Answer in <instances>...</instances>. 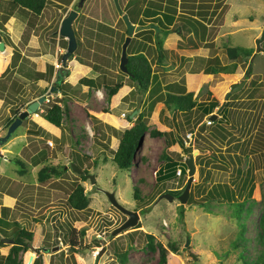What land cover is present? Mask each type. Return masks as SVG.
I'll return each mask as SVG.
<instances>
[{
  "label": "rangeland",
  "instance_id": "obj_1",
  "mask_svg": "<svg viewBox=\"0 0 264 264\" xmlns=\"http://www.w3.org/2000/svg\"><path fill=\"white\" fill-rule=\"evenodd\" d=\"M76 1L47 0L37 14L11 0H0L1 40L7 39L5 49L0 50V96L4 92L0 97V135L7 129L4 120L12 115V104L22 105L23 109L43 87L44 92L50 91L49 100L40 103L38 115L30 113L23 118L11 137L0 144V216L5 213L6 218H16L20 226L31 232L24 237L29 246L17 253L18 263L158 264L157 242H161L168 248L164 264H240L237 248L232 245L240 222L248 227L245 234L252 248V236L264 216V39L252 59L239 51L231 57L228 48L247 46L256 51V39L264 28V0H185L187 5L194 4V11H204V16L197 14L203 22H197L195 30L185 26L180 31L174 23L167 34L160 33L165 52L161 58L152 32L140 30L132 34L127 50L147 55L160 88L164 90L166 84L172 83V87L193 90L199 103L187 115L165 109L162 101L155 102L148 112L149 91L140 93L119 67L126 35L121 14L126 12L132 22L140 24L143 15L135 8L144 2L128 5V0H119V11L113 0H84L72 21L77 44L64 66L68 75L62 77L63 83L77 88H67L66 102L59 101L62 118L60 125L55 126L46 120L44 111L63 94L54 82L57 70L54 68L50 76L49 65L58 68L62 63L54 65L48 53L53 54L59 45L61 61L68 43L58 29L62 17L75 8ZM196 55L206 59L200 61ZM249 63L251 70L247 74ZM210 65L223 71L201 69ZM83 76L96 77L99 84L81 83ZM241 81L243 85L228 96L218 118L206 123L202 106L213 100L220 104L234 83ZM117 83L121 84L117 91L109 94ZM52 85L56 87L51 89ZM142 109L148 113L143 144L131 168H120L112 156L121 131L132 123L126 115L134 118ZM153 128L161 132L149 134ZM189 130H194L191 139L186 135ZM176 135L191 147L195 164L184 203L177 196L187 182V166L185 174L175 172L168 179H155V171L167 161L166 157L179 161L183 167L187 154L173 141ZM210 151L223 153L227 162L221 164L211 158ZM76 153L88 155L80 167L87 170L84 177L80 176L84 171L71 166L75 161L81 165L77 159L73 161ZM13 156L24 162L25 172H20ZM45 164L64 167L60 174L52 173L40 181L37 171ZM247 172L251 181L238 198L247 196L251 183L253 188L239 220L229 214L226 202L200 203L214 182L224 181L238 190ZM73 181L84 185L88 196L84 208L72 207L66 200ZM135 186L139 189L137 198ZM106 190L114 191L122 204L138 211L134 225L112 233L128 215L109 201ZM165 191L173 198L159 197ZM191 199L198 203L190 202ZM3 206L9 208L4 210ZM65 222L77 229L79 242L75 246L67 241ZM146 232L153 234V249L146 241ZM0 235L7 237L1 230ZM170 242L175 243L177 251L169 248ZM12 244H0V256L6 255ZM54 246L57 248L52 249ZM259 246L263 249L264 241ZM124 251L122 261L120 254Z\"/></svg>",
  "mask_w": 264,
  "mask_h": 264
},
{
  "label": "trees",
  "instance_id": "obj_2",
  "mask_svg": "<svg viewBox=\"0 0 264 264\" xmlns=\"http://www.w3.org/2000/svg\"><path fill=\"white\" fill-rule=\"evenodd\" d=\"M18 6H20L23 9H27L29 11H32L34 13H40L42 9L44 8V5L46 4L47 0H11ZM143 1V5H137L135 8V11H141L143 18L139 20V23L141 25H145L146 27L141 29V31H147L152 32L155 37V42L157 46V55L158 57L164 56V49L162 47L163 42V36L162 34H167L169 31H171V27L176 25L175 28H177L178 31H180L182 28L186 27H192L194 30L196 29V26L198 25L197 22H203L201 21V18H199V15L202 14L204 11L201 9H197L194 11L193 7L194 4H188L185 0H128V5L131 4H137L138 2ZM204 16V15H201ZM178 18V21L176 20ZM146 20L148 23H145ZM177 21V22H176ZM150 23L157 24L159 27L158 33L155 32V27H149ZM194 25V26H193ZM185 27V28H186ZM140 31V30H139ZM150 35V34H149ZM64 37V36H63ZM124 39V38H123ZM3 40L6 42L5 38ZM77 41V40H76ZM228 53L231 57H235L237 52L239 51L240 54L243 56H247L252 52L251 47H244V46H234L228 48ZM127 62H126V68L127 71L125 72L127 76L133 80L134 84L139 89L140 93L149 91L150 96V103L148 112H151L155 102L162 101L163 106L165 109H171V110H177L184 112L185 115L192 111L194 108L197 107L199 101L196 100L195 97H193V90L184 91L180 89V87H172V83L166 84L164 90L160 88V81L158 79V75L154 71L151 61L148 59L147 55L142 51H136L129 53L127 50ZM196 59L202 61L206 58L201 55H196ZM52 65H49V72L50 76L53 74V71L55 68ZM66 68V67H65ZM201 69L204 72H216V71H223L221 68H217L215 66H206L201 67ZM251 68H247V74L250 72ZM63 72V74H62ZM61 76L59 79L55 80L54 82L57 84V88L62 92V96L60 99H57L58 101H54L51 105H49L45 111H44V117L46 120H48L50 123H52L55 126H59L61 123L62 118V105L59 101L66 102L65 95H67V88L69 89H75L77 86L71 85L70 83H63V76L68 75V68L67 70H61L60 71ZM41 74V73H40ZM96 77H87L83 76L79 79L81 83L88 84L90 86L98 85L99 83L96 82ZM237 84V83H234ZM121 84L117 83L114 87L111 88L109 91V94H114L117 91V87ZM41 89V92L37 93L36 95H40L44 90ZM177 88V89H175ZM4 92L2 91L1 96H3ZM0 96V97H1ZM228 102V101H226ZM224 104L223 108L226 106V103ZM218 101L213 100L209 101L205 105L202 106L201 111L204 114H209L215 106H218ZM64 105V104H63ZM20 108H22V105L16 106L15 104L11 105L12 115L6 117L4 120V127H8V125L11 123V121L14 119V117L20 112ZM222 108V110H223ZM221 110V111H222ZM36 111H38L36 109ZM148 115L147 112H145L143 109L138 112L137 116L130 117L129 113L126 115L128 121H132L131 125L127 126L121 131V134L119 136V142L117 144L116 149L113 152L112 160L115 162V164L120 167L129 170L131 168V165L134 164V159L136 156V152L141 148L144 140V134L148 129V125L146 122V116ZM218 118V117H217ZM216 119V118H215ZM214 121V120H213ZM161 131L153 128L149 130V134L156 135L159 134ZM173 141H177L181 147V150L184 154L191 153V147L185 145L184 141L179 137L175 136ZM210 157L217 160L221 164H225L227 162L226 157L222 154H216L215 152L210 151ZM88 157V155H81L79 153H76L73 157V161L76 159L80 162L79 164L75 161L78 167H82L85 158ZM167 161L164 162L163 165H160L156 171H155V179L157 181H162L165 179H168L175 175V171L177 166L180 164L179 161H176L175 159H172L171 157H166ZM12 161L16 162L18 165H20V172H25L26 168L24 165V162L17 158L16 156L12 157ZM217 164V163H216ZM183 167L181 168L182 174H185L186 170V164L182 162ZM64 165H58V164H45L42 165L38 171H37V178L40 181L46 180L48 177L51 176V174L58 175L60 174L61 168H63ZM84 172L80 174V176L84 177L86 175L87 170L84 169ZM240 171V170H239ZM249 172L246 173L243 180L241 181V184L238 185V190L234 189L232 186H230L227 182L224 181H217L214 182L206 191L204 194V201H201L200 203L202 205L205 204V201H212V200H218L222 202H226L229 208V214L231 216H235L238 220L242 216V211L244 210V205L246 203V200L248 198V195L251 194L253 184L251 183L248 186V190L246 191L247 196H243L242 198H238L241 195H244V188L247 184L250 183V177H248ZM134 197H138V188L134 187ZM158 192H161V189L158 190ZM157 192V193H158ZM67 202L75 208L81 209L87 206L88 204V196L85 193L84 185L79 181H73L71 183V189L68 192L67 195ZM190 202H196L195 199H191ZM189 202V203H190ZM204 202V203H203ZM180 213H183V204H180ZM8 206H3V209L7 210ZM146 209V211H148ZM262 221V223H261ZM260 221V228H257L255 233L252 236V248H250L249 243L247 242L248 237L246 236L245 232L247 231V225H245L243 222H240L239 231L236 234L237 240L233 239L232 245L237 248V256L238 259L241 260L240 264H264V248L260 249V243L264 241V216L262 215ZM65 230L67 231V241L70 243L71 246H75L78 244L77 239V229L71 224L65 222ZM16 226L17 228H13ZM0 230L3 232V235L12 238L13 244L11 245L8 253L6 255L0 256V262L2 264H19L16 257L17 253L20 249H25L29 246L28 243L24 240V237L31 235V232L27 230L26 228L19 225V221L16 218H6L5 213L3 216H0ZM83 232V231H82ZM147 243L148 245L153 249L155 246L153 245V234L150 232H146ZM0 244H3V241L0 240ZM169 248L172 251H177V246L175 243L170 242ZM157 245L159 247V259L158 264H164L166 262V255L168 248L163 246L161 242H157ZM186 248L188 246L186 245ZM251 249V250H250ZM192 256H196L192 251H188ZM250 252H254V255H252ZM125 251L121 252L120 259L122 261L125 260ZM41 264V263H40Z\"/></svg>",
  "mask_w": 264,
  "mask_h": 264
},
{
  "label": "water",
  "instance_id": "obj_3",
  "mask_svg": "<svg viewBox=\"0 0 264 264\" xmlns=\"http://www.w3.org/2000/svg\"><path fill=\"white\" fill-rule=\"evenodd\" d=\"M84 0H77L76 4H75V8H71L68 13L62 17L60 25H59V29H58V33L62 36H64L65 38H67V49L66 51L63 52L62 54V58H61V66L59 67V69L56 71V76L59 79V77L61 76L60 71L61 70H66V68L64 67L66 64V60L67 57L71 55V53L73 52V50L76 47L77 41H76V36H75V32L74 29L72 27V21L75 18V16L78 14V8L82 5ZM115 5L117 7L118 10L121 11V6L119 4L118 0H114ZM123 21L125 22L126 25V35L124 37V40L122 42L121 45V55H120V62H119V67L121 68L122 71L126 72L127 68H126V62H127V45L130 41V38L132 36V34L138 30H141L143 28H145V25H141V24H135L133 23L128 14L126 12H123L121 14ZM149 27H155V29L158 31L159 27L154 24V23H150ZM1 37V36H0ZM264 38V29L261 32L260 37H258L256 39V51H258L259 49V43L260 41ZM5 49V43L3 40L0 39V50H4ZM254 55V53L251 54L250 59L252 58V56ZM250 67V63L248 64V68ZM244 81H241L237 84H235L230 90H228L225 95H224V99L222 100V102L217 106L216 110L213 111L210 114V117L212 119H215L218 115V113L222 110L228 96L234 92L235 90L239 89L242 85H243ZM56 86L52 85L51 89H54ZM50 91H47L46 93H49ZM45 95L41 94L38 97L30 100L23 109L20 110V112L14 117V119L11 121V123L8 125L6 131L4 134L0 135V144L6 142L12 135L13 131L15 130V128L21 123L22 119L25 118L26 116H28L30 113H33L36 111V109L38 108L39 104L44 100ZM139 102L140 99L138 101V106H139ZM184 163L187 166V174H188V178H187V182L184 185L183 190L181 191L180 194H178V199L181 203L186 202L188 194H189V190H190V186L193 180V175L195 172V164H194V157L192 152L188 153L185 156L184 159ZM71 166L74 170L76 171H81L82 169L80 167H78L74 162L71 163ZM90 179L93 181V175L90 174ZM109 201L116 206L117 208H119L121 211L125 212L128 217L118 226L116 227L112 233H116L118 231H120L123 228H126L128 226H132L134 225L137 221H138V217H139V213L137 210L135 209H130L128 207H126L125 205H123L115 196L114 191H105ZM159 197H166L168 199H172L173 195L167 191L162 192L159 194ZM0 240L1 241H10L13 242L12 238L9 237H4L0 235ZM57 248L56 246H54L52 249Z\"/></svg>",
  "mask_w": 264,
  "mask_h": 264
},
{
  "label": "crops",
  "instance_id": "obj_4",
  "mask_svg": "<svg viewBox=\"0 0 264 264\" xmlns=\"http://www.w3.org/2000/svg\"><path fill=\"white\" fill-rule=\"evenodd\" d=\"M72 2H73V0H72ZM72 2H71V3H72ZM257 6H259V5H257ZM257 8L259 9L260 7H257ZM12 19H14V18L12 17ZM252 21H253V22L257 21V20H256V17H254V19H252ZM18 23H19V25H20V21H19ZM19 25H16V26H17L18 28H20ZM14 27H15V26H14ZM18 28L16 29V30H18L17 32L20 31ZM59 35H60V34H59ZM6 45H7V44H5V47H6ZM57 47H58V48H61V47L58 45V46L55 47V50H54L53 54H52L51 52L48 53V54H49L48 56L50 57L51 60H53V64H54V65H55L56 63H59L58 53H60V52H59V50L57 49ZM0 70H1V69H0ZM190 90H191V89H190ZM215 107H217V106H215ZM213 110H214V109H213ZM213 110H212L210 113H212ZM214 111H215V110H214ZM128 122H129V121H128ZM130 125H131V124H130ZM128 126H129V125H128ZM163 164H164V163H163ZM1 167H2V166H1ZM7 196H10V195L7 194Z\"/></svg>",
  "mask_w": 264,
  "mask_h": 264
},
{
  "label": "flooded vegetation",
  "instance_id": "obj_5",
  "mask_svg": "<svg viewBox=\"0 0 264 264\" xmlns=\"http://www.w3.org/2000/svg\"><path fill=\"white\" fill-rule=\"evenodd\" d=\"M113 1H114V0H113ZM118 1H119V0H118ZM114 3H115V2H114ZM75 4H76V2H75ZM119 11H120V10H119ZM263 29H264V28H263ZM263 29H262V30H263ZM261 32H262V31H261ZM260 35H261V34H260ZM0 36H1V34H0ZM259 37H260V36H259ZM0 39H1V37H0ZM263 39H264V38H263ZM263 39H262V40H263ZM262 40H261V41H262ZM261 41H260V42H261ZM6 42H7V41H6ZM6 42L4 41L5 44H6ZM256 48H257V47H256ZM258 49L260 50V43H259V48H258ZM259 50H258V51H259ZM258 51L251 52V53L248 54L247 56H251L252 53H254V55H255V53L258 52ZM254 55H253V56H254ZM253 56H252V58H253ZM252 58H251V59H252ZM59 62L61 63V61H59ZM56 70H57V69H56ZM55 80H57V76H55L54 81H55ZM52 82H53V81H52ZM47 91H48V90H46L45 92H42V93H41V94H44V95H45L44 100L46 99V97H48L47 95H49V93H46ZM41 94H40V95H41ZM38 96H39V95H38ZM24 107H25V106H24ZM37 109H38V108H37ZM37 112H39V111H37ZM82 171H83V169H82ZM81 173H82V172H81Z\"/></svg>",
  "mask_w": 264,
  "mask_h": 264
},
{
  "label": "built area",
  "instance_id": "obj_6",
  "mask_svg": "<svg viewBox=\"0 0 264 264\" xmlns=\"http://www.w3.org/2000/svg\"><path fill=\"white\" fill-rule=\"evenodd\" d=\"M58 66V65H57ZM46 100L48 101L49 100V98L48 97H46ZM35 114H38L37 112H35ZM206 122L207 123H211L212 122V120H211V118L210 117H206ZM186 135H187V137L188 138H191L192 137V135H193V132L192 131H188L187 133H186ZM176 172H177V174L179 175L180 174V172H181V168L180 167H178L177 169H176Z\"/></svg>",
  "mask_w": 264,
  "mask_h": 264
},
{
  "label": "clouds",
  "instance_id": "obj_7",
  "mask_svg": "<svg viewBox=\"0 0 264 264\" xmlns=\"http://www.w3.org/2000/svg\"><path fill=\"white\" fill-rule=\"evenodd\" d=\"M76 2H77V1H76ZM133 23H134V22H133ZM138 31H139V30H138ZM136 32H137V31H136ZM126 50H127V49H126ZM55 68H56V67H55ZM58 69H59V68H58ZM58 69H57V70H58ZM248 69H249V68H248ZM37 97H38V96H37ZM227 99H228V98H227ZM45 100H46V99H45ZM43 101H44V100H43ZM226 101H227V100H226ZM39 105H40V104H39ZM38 107H39V106H38ZM35 112H37V111H35ZM35 112H33V113L35 114ZM219 113H220V112H219ZM219 113H218L217 117L219 116ZM210 114H211V113L207 114L206 117H210ZM36 115H38V114H36ZM217 117H216V118H217ZM210 118H211V117H210ZM205 120H206V119H205ZM211 120L213 121L214 119L211 118ZM206 123H207V122H206ZM189 131H192V132H193V135H194V130H189ZM187 132H188V131H187ZM193 135H192V137H193ZM192 137H191V138H192ZM187 138H188V137H187ZM191 138H188V139H191ZM185 142H187V141H185ZM183 154H184V153H183ZM185 155H186V154H185ZM178 167L181 168V166H179V165L177 166V168H178ZM177 168H176V169H177ZM175 172H176V171H175ZM181 173H182V171H181ZM104 192H105V191H104ZM123 205H124V204H123ZM130 209H131V208H130Z\"/></svg>",
  "mask_w": 264,
  "mask_h": 264
}]
</instances>
